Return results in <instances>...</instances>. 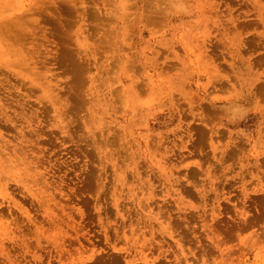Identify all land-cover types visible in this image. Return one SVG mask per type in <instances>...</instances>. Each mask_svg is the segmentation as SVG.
<instances>
[{
	"label": "rangeland",
	"instance_id": "obj_1",
	"mask_svg": "<svg viewBox=\"0 0 264 264\" xmlns=\"http://www.w3.org/2000/svg\"><path fill=\"white\" fill-rule=\"evenodd\" d=\"M0 264H264V0H0Z\"/></svg>",
	"mask_w": 264,
	"mask_h": 264
}]
</instances>
